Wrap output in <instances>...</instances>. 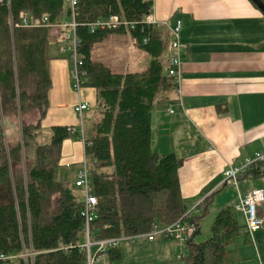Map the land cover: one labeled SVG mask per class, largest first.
<instances>
[{"label":"trees","instance_id":"obj_1","mask_svg":"<svg viewBox=\"0 0 264 264\" xmlns=\"http://www.w3.org/2000/svg\"><path fill=\"white\" fill-rule=\"evenodd\" d=\"M153 5L154 0H79L77 5L83 87L95 88L98 96L85 128L90 142L85 153L93 159V192L99 198L97 218L91 223L94 239L150 231L156 222L170 224L186 217L191 206L180 187L183 158L152 147L156 103L172 101L179 90L165 59L171 32L147 22ZM22 12L40 25L23 26ZM68 12L65 0H0V253L33 248L34 264L86 260V251L80 248L85 220L75 189L79 187L58 176L64 141L81 140V132L53 125L50 140L38 141L52 87L50 45L65 32L53 34L44 17L55 24ZM113 14L129 25L91 31L90 23ZM115 33H129L148 52L147 70L115 73L92 58L95 44ZM32 111L39 112V119L25 122L23 117ZM9 121L20 125L19 134L8 133ZM212 197L205 198L192 216L197 229L182 259L187 264H242L237 242L244 233L250 234L234 205L222 207L210 237L197 240ZM119 246L108 251L109 264L120 259Z\"/></svg>","mask_w":264,"mask_h":264},{"label":"crops","instance_id":"obj_2","mask_svg":"<svg viewBox=\"0 0 264 264\" xmlns=\"http://www.w3.org/2000/svg\"><path fill=\"white\" fill-rule=\"evenodd\" d=\"M151 17L163 32H171L181 20L185 45L180 89L172 101L156 103L152 147L183 158L178 172L182 195L190 204L213 196L207 215L214 221L222 207L237 202L239 194L264 190V163L242 175L238 186L223 183L231 162H242L264 148V13L251 0H154ZM135 43L129 33L112 34L95 44L92 58L115 73L145 71L151 57ZM170 54L168 48L165 59ZM71 64L69 56H52V87L42 129L77 125L74 106L80 100L91 104L86 111V124L90 122L98 103L97 90H75ZM27 115L28 123L39 119L38 111ZM14 123L8 122L10 135L18 133L19 125ZM84 151L79 138L64 141L58 169L61 179L74 185ZM260 211L264 216V202ZM239 215L245 224V216ZM240 237L237 248L242 264H259L253 238L245 233ZM254 239L264 262V227L254 233ZM119 249L121 257L113 264H184L180 257L184 248H178L173 237L122 241Z\"/></svg>","mask_w":264,"mask_h":264},{"label":"built area","instance_id":"obj_3","mask_svg":"<svg viewBox=\"0 0 264 264\" xmlns=\"http://www.w3.org/2000/svg\"><path fill=\"white\" fill-rule=\"evenodd\" d=\"M68 6V14L63 18L61 22L51 24L49 23L48 16L44 17L45 25L57 30L64 29L63 41L67 43L65 51L69 54L72 62L70 74L73 79V87L78 92L82 91L83 76L85 74L82 71L84 55L80 52L81 39L77 33V5L79 0H65ZM147 22L154 24L156 20L151 17V14L147 18ZM21 24L23 26H35L40 25L34 23L28 13H21ZM122 25H129L123 17L117 14H113L106 18L98 19L90 23V29L92 32L104 29H118ZM181 28L182 22L178 20L176 24L171 28V54L166 59L167 72L169 76L176 79L179 84L182 78V60L181 51L185 45L181 42ZM148 41L144 39V43ZM91 108V104L88 101L80 100L75 106L74 110L78 117V124L71 125L69 130L71 133H75L78 130L81 132V141L85 146L90 144L85 137L86 128V111ZM170 112H174L170 109ZM88 156L84 151L83 165L78 170L77 177L74 181L75 186L83 190V196L80 197V202L83 205L82 215L84 217L83 236L84 241L80 244V248L86 251V260L83 264H109L108 251L112 248L118 247L122 241L127 240L131 242L151 241L157 235H164L173 237L180 241L181 247L184 250L180 253V257L184 256V251L188 240L196 232V224L192 221L193 214L199 211V204H191L187 210L185 216L170 224L154 223L153 228L150 231L143 233H136L131 235H124L119 237H109L103 239H94L91 230V223L97 218V205L99 202L98 196L93 192L92 181V162H88ZM96 159H94V162ZM264 163V148L257 151L253 156L245 158L242 162H231L224 171V184H230L238 186L240 177L247 174L256 164ZM264 202V190L253 189L246 194H239L237 202L234 204L235 209L238 212L243 213L245 216V231L248 232L253 238V243L256 248V254L259 260V264H264L257 242L254 239V233L264 227V216L260 211V204ZM35 251L33 248H24L20 253H0V261L6 264H17L20 259L25 261V264H34Z\"/></svg>","mask_w":264,"mask_h":264},{"label":"rangeland","instance_id":"obj_4","mask_svg":"<svg viewBox=\"0 0 264 264\" xmlns=\"http://www.w3.org/2000/svg\"><path fill=\"white\" fill-rule=\"evenodd\" d=\"M52 32H55V34H56L58 31L55 30V29H52ZM135 45L138 46V43H135ZM66 47H67V43L65 41H63V39H57V40L52 41V44L50 45L51 56H58V57L59 56H65V57H68L69 55L66 52L63 51V50L66 49ZM83 88L84 87H82V90H83ZM28 119H29L28 115H25L23 117V120H25V122H28ZM19 130H20V125L18 126V134H19ZM42 131H43V133L38 138V141L40 143H44V142L49 141L50 140V134H51L50 128H43ZM87 160L90 163V162H92L93 159L91 157H88ZM82 165H83V163H82ZM59 177L61 178V176H59ZM75 189H76L78 195L80 197H82L83 196V190H81L79 188H75ZM212 223H213V220L212 219L210 220V216L209 215H205V217L202 219L201 232L199 233V236L197 238L198 241H202V240H205V239L210 237ZM158 236H160V235H157V237ZM241 240H242V237H240L238 239L239 242H241ZM83 241H84V239H83ZM124 241H127V240H124ZM176 241H177L178 248H181L180 241L177 240V239H176ZM184 253H187V249L186 248H185ZM181 260H183V259H181ZM183 262H184V264H187L184 260H183ZM156 264H158V263H156ZM159 264H164V263L161 262Z\"/></svg>","mask_w":264,"mask_h":264},{"label":"water","instance_id":"obj_5","mask_svg":"<svg viewBox=\"0 0 264 264\" xmlns=\"http://www.w3.org/2000/svg\"><path fill=\"white\" fill-rule=\"evenodd\" d=\"M264 13V1L263 0H252Z\"/></svg>","mask_w":264,"mask_h":264}]
</instances>
